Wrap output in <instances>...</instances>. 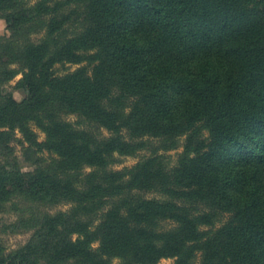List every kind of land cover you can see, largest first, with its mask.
Segmentation results:
<instances>
[{"label": "trees", "instance_id": "trees-1", "mask_svg": "<svg viewBox=\"0 0 264 264\" xmlns=\"http://www.w3.org/2000/svg\"><path fill=\"white\" fill-rule=\"evenodd\" d=\"M30 1L0 0V84L24 93L0 89V154L18 130L39 163L2 169L0 209L73 206L0 264H264V0Z\"/></svg>", "mask_w": 264, "mask_h": 264}, {"label": "rangeland", "instance_id": "rangeland-1", "mask_svg": "<svg viewBox=\"0 0 264 264\" xmlns=\"http://www.w3.org/2000/svg\"><path fill=\"white\" fill-rule=\"evenodd\" d=\"M36 0H31L30 2H35ZM7 25L5 19L0 15V36L7 34ZM43 35V32L33 33L31 39L33 41H38ZM13 68L20 72L21 67L19 64L12 65ZM79 65L58 64L55 68L58 74H64L68 71H73L77 69ZM23 75L20 72L14 79L9 82L0 84V89L4 92L12 93L18 100H22L24 93L21 88L18 87L19 81L22 79ZM65 119L71 123L82 126L79 122V118L76 114L65 115ZM79 123V124H78ZM33 128L38 133V140L44 141L46 135L39 128L33 125ZM110 132L107 130L100 131V136L107 137ZM208 135V133H206ZM185 138L182 139L181 146L178 149L170 151H161L166 155V161L170 167L175 166L178 163L179 155L184 150L183 143ZM23 143L25 139L23 135L18 130L15 134V139L12 140L10 146V154H0V172H3V168L7 170H12L14 164L22 168L24 171H33L36 166H38L39 161L37 158L30 155L31 158L27 159L23 152ZM151 154V150L142 149L135 155H121L119 153L114 154V162L110 165V169L113 170H123L125 168H131L140 162L145 156ZM40 159L45 160L49 157L47 151L40 152L37 154ZM91 168H87L90 171ZM157 194L151 192L147 194V197H156ZM73 204L70 202L61 203H47L34 201L26 196L14 195L8 201L3 204L0 209V244L4 248V256L13 254L15 251L21 249L22 247L30 244L32 241L37 242L38 236H40V229H42V221L47 218L48 215H55L57 213H66L72 208ZM106 210V209H105ZM228 219V216H224L217 223V227H220ZM165 228L171 226V222L163 223ZM99 242H95L94 248L99 247ZM200 256L196 259L195 264H200ZM176 257H166L162 258L157 264H174L176 262ZM119 259H115L118 262Z\"/></svg>", "mask_w": 264, "mask_h": 264}]
</instances>
